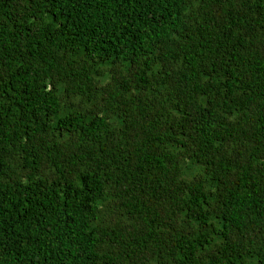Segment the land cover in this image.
Instances as JSON below:
<instances>
[{
    "label": "trees",
    "instance_id": "obj_1",
    "mask_svg": "<svg viewBox=\"0 0 264 264\" xmlns=\"http://www.w3.org/2000/svg\"><path fill=\"white\" fill-rule=\"evenodd\" d=\"M0 264H264V0H0Z\"/></svg>",
    "mask_w": 264,
    "mask_h": 264
}]
</instances>
